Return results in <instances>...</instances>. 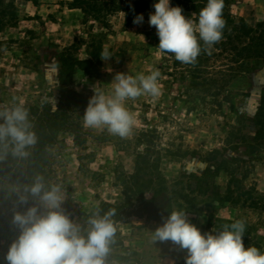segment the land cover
<instances>
[{
  "label": "rangeland",
  "instance_id": "374dc122",
  "mask_svg": "<svg viewBox=\"0 0 264 264\" xmlns=\"http://www.w3.org/2000/svg\"><path fill=\"white\" fill-rule=\"evenodd\" d=\"M0 1L11 3L19 17L9 34L0 35V109L10 106L12 97L25 106L41 107L51 102L56 108L62 79L66 88L84 97L78 102V112L66 115L60 124L50 160L53 174L47 184L61 186L65 214L85 228L86 217L97 207L101 214L109 208L117 210L113 218L117 233L106 264H185L187 250L171 241L152 239L155 229L173 210L185 211L188 221L202 234L217 232L213 219L226 223L247 219L252 232L264 237V214L243 210L228 201V193L236 192L229 175L212 174L205 188L190 200H181L171 190L184 173L202 176L207 166L200 157L220 151L222 160L244 161L238 178L243 177L245 191L255 188L264 196V147L248 157L251 149L241 141L254 146L257 131L252 117L264 96V59L241 67L223 52L221 44L199 55L195 64H182L174 54L161 53L157 30L149 24L158 0L96 3L97 9L106 12L97 21L67 8L80 0ZM229 1L234 19L250 27L264 22V0ZM205 6L206 0H188V9L182 14L198 22L199 11ZM140 15L142 22L134 24ZM103 51L111 54L107 61L100 57ZM65 70L68 74L61 78ZM154 70L161 73L160 95L126 101L134 117L129 137L122 139L106 129L84 127L83 115L90 98L96 91L110 94L116 74L135 77ZM237 112L244 120L240 127L236 126ZM230 126L236 128L229 130ZM149 132L160 137L156 143L162 155L161 181L147 184L141 189L144 194L133 196L122 186L120 173H133L135 142ZM187 152L190 155L182 158ZM25 186L0 180L3 264L8 263H4L7 252L20 235L13 223L14 214L39 203L32 198L27 206L19 203ZM206 188L210 196L217 195L215 200L205 195ZM161 189L169 193L156 196Z\"/></svg>",
  "mask_w": 264,
  "mask_h": 264
},
{
  "label": "clouds",
  "instance_id": "9594fccd",
  "mask_svg": "<svg viewBox=\"0 0 264 264\" xmlns=\"http://www.w3.org/2000/svg\"><path fill=\"white\" fill-rule=\"evenodd\" d=\"M149 24L154 26L159 37L161 53L174 54L182 64H195L201 53V41L209 48L223 39L226 21L223 18L224 0H207L199 11L198 22L187 19L181 7H171L170 0H158L153 5ZM194 15V14H193ZM143 16H137L139 24ZM102 60L111 54L103 51ZM159 70L150 74L132 76L118 73L112 82V92L96 91L90 98L83 115L85 128L106 129L109 134L127 138L134 126L133 114L126 101L136 100L143 95L158 97ZM10 106L0 109V144L5 155L27 158L29 148L35 146L38 137L30 116V109L16 97ZM19 198L27 206L30 198L38 205L27 207L23 213L16 212L13 223L20 235L10 246L6 260L8 264H106L117 233L115 208L92 213L85 228L65 214L62 204L65 194L58 184H47L44 176L37 175L31 185L23 189ZM244 221L225 224L218 232L203 233L191 224L186 212L173 210L165 222L153 232V241H171L187 250L185 264H264V253L256 247L245 248L243 237Z\"/></svg>",
  "mask_w": 264,
  "mask_h": 264
},
{
  "label": "trees",
  "instance_id": "16d2710c",
  "mask_svg": "<svg viewBox=\"0 0 264 264\" xmlns=\"http://www.w3.org/2000/svg\"><path fill=\"white\" fill-rule=\"evenodd\" d=\"M120 2V1H119ZM96 3L118 4V0H80L77 3H70L67 8L73 11H80L89 20L97 21L105 11L96 8ZM207 5V0H206ZM171 7H181L184 13L188 9V0H171ZM226 26L223 30V39L218 43L221 44L223 52H227L236 63L241 67L252 62L256 63L264 59V22L256 27L248 26L243 20L234 19L230 14V1L224 0L223 9ZM19 17L16 14L15 7L4 1H0V35L9 34L10 28L14 21H18ZM129 24V23H128ZM201 54L209 49L201 41ZM217 46V44H215ZM219 50V49H218ZM256 70V68L252 69ZM198 73V71L196 72ZM67 71L60 73L61 78L67 75ZM84 97L75 91H71L65 87V81H60L59 99L56 108L51 102H47L43 106L26 105L30 109V119L34 124V131L38 137V142L35 146L28 149L30 155L27 158L13 156L10 151L5 155V148L0 144V180H7L23 185H31L37 175H42L48 183L53 172L50 169V160L52 151L56 145L57 138L60 133V124L63 118L79 110V101ZM84 109V107H82ZM81 110V109H80ZM236 126L244 125L243 116L237 112ZM162 121L165 118L160 115ZM256 134L254 137V146L247 144L244 139L241 141L247 149H251L248 157L253 156L258 150L264 147V96L261 97L259 106L255 115L252 117ZM236 126L227 127L229 130L235 129ZM159 135L154 132H149L147 135L137 139L133 149V154L136 156L134 171L131 174L123 171L121 175L122 186L133 194H144L141 191L147 184L154 185L161 181L162 171V155L159 145ZM190 155L185 153L182 158ZM201 163L207 166V169L202 176L182 174L180 181L172 186V192L181 200H190L198 194L200 189L205 188L207 178L212 174L223 172L231 178L232 187L235 191L228 193V201L234 206L241 205L243 210L251 211L257 215L264 214V196L255 188L247 189L243 187V177L238 178L240 164L244 161L236 159L235 161L222 160L220 151H215L206 155H202ZM221 159V165L218 161ZM210 190L205 189V195L210 199H216L217 195L213 193L209 195ZM167 189H161L156 196L168 194ZM89 216L86 217L88 219ZM216 231L222 230L223 225L231 224L224 221L212 220ZM245 223V233L243 237L244 245L247 247H256L261 253H264V237L252 232L248 225V220ZM124 261V259H121ZM7 261H4V263ZM3 264V263H0ZM8 264V263H7Z\"/></svg>",
  "mask_w": 264,
  "mask_h": 264
}]
</instances>
